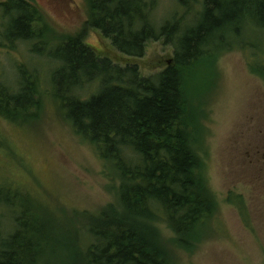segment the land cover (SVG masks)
Wrapping results in <instances>:
<instances>
[{
	"label": "trees",
	"instance_id": "1",
	"mask_svg": "<svg viewBox=\"0 0 264 264\" xmlns=\"http://www.w3.org/2000/svg\"><path fill=\"white\" fill-rule=\"evenodd\" d=\"M86 2L87 27L131 61L120 66L98 55L81 32L50 45L29 0L1 4L8 20L3 35L8 45L32 43L34 55L42 46L40 56L53 66V97L66 120L119 181L120 212L108 208L80 232L68 228L72 236L64 247L43 236L53 227L43 217L31 224L25 213L14 216V230L0 236V264H171L152 223H165L183 249L210 230L217 206L193 146L191 95L198 94L201 61L211 63L232 43L250 47L246 38L264 31V0H178L183 12L160 25L153 21L152 1ZM160 40L173 49V60L141 76L133 61L144 58L148 42ZM92 83L98 91L79 98L77 91ZM39 99L36 77L21 69L16 89L0 85V116L29 119ZM6 201L0 192V204Z\"/></svg>",
	"mask_w": 264,
	"mask_h": 264
},
{
	"label": "rangeland",
	"instance_id": "2",
	"mask_svg": "<svg viewBox=\"0 0 264 264\" xmlns=\"http://www.w3.org/2000/svg\"><path fill=\"white\" fill-rule=\"evenodd\" d=\"M7 1L0 0V6ZM147 1L154 2L152 18L158 25L183 12L178 0ZM29 3L41 24V36L50 45L81 32L84 43L98 55L120 66L131 61L87 27L86 0ZM192 9L198 5L193 3ZM7 23L0 8V85L16 89L24 69L36 77L40 99L29 119L11 122L0 116V192L8 200L0 204V236L10 234L14 216L25 213V222L34 224L43 217L52 224V232L43 236L55 246H68L72 236L68 228L80 232L104 210L120 212L119 181L95 147L66 120L53 97L48 81L53 66L40 56L42 46L34 55L29 52L32 43L8 45L3 35ZM246 39L252 40V49L244 48L247 43H232V49L198 66V94L191 95L193 146L217 207L209 219L210 230L187 249L174 243L165 223H152L171 264H264V175L258 173L262 160L256 166L247 155L264 134V31H254ZM172 60L173 49L160 40L148 42L144 58L133 62L141 76L148 77ZM98 89L92 83L77 95L85 99ZM259 129L262 133L257 134Z\"/></svg>",
	"mask_w": 264,
	"mask_h": 264
},
{
	"label": "flooded vegetation",
	"instance_id": "3",
	"mask_svg": "<svg viewBox=\"0 0 264 264\" xmlns=\"http://www.w3.org/2000/svg\"><path fill=\"white\" fill-rule=\"evenodd\" d=\"M260 133H262V129H259L257 132V134ZM247 155L251 157V162L256 166L262 160L260 166H258V173L260 172L264 175V134L259 141H255V145L247 151Z\"/></svg>",
	"mask_w": 264,
	"mask_h": 264
}]
</instances>
